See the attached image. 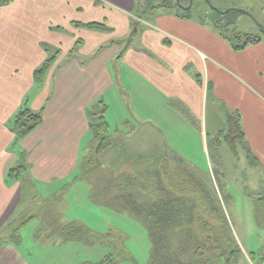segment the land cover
Listing matches in <instances>:
<instances>
[{
	"label": "crops",
	"instance_id": "crops-1",
	"mask_svg": "<svg viewBox=\"0 0 264 264\" xmlns=\"http://www.w3.org/2000/svg\"><path fill=\"white\" fill-rule=\"evenodd\" d=\"M136 1L0 0V264L85 263L76 249L84 244L64 237L75 218L62 209L61 219L33 214L17 221L23 183L47 200L58 187L80 183V161L93 139L89 112L98 100L106 106L111 149L97 156H151L171 142L182 154L191 139L217 141L224 116L237 112L257 163L250 167L264 168V40L235 52L212 22L182 18L161 4L139 12ZM89 24L101 28H84ZM50 58L39 82L33 74ZM22 108L42 119L14 144L9 121ZM134 124L152 140L147 146ZM21 153L26 173L10 180ZM30 222L35 227L26 231Z\"/></svg>",
	"mask_w": 264,
	"mask_h": 264
},
{
	"label": "rangeland",
	"instance_id": "rangeland-1",
	"mask_svg": "<svg viewBox=\"0 0 264 264\" xmlns=\"http://www.w3.org/2000/svg\"><path fill=\"white\" fill-rule=\"evenodd\" d=\"M161 1L137 0V9L139 12H144L150 6L158 7ZM168 1H166L168 4L175 6L171 10L179 15L182 16L185 13L187 15L189 11L188 15L202 23L211 25L210 22H212L216 30L229 33L234 29L241 34H260V30L264 29V0H178V3L177 0ZM215 21L219 23L218 26L215 25ZM53 63L49 64L46 74ZM134 126L137 128V137L142 136L140 143L145 144L143 142L145 140L147 146L152 142L150 138H146V130L142 129L141 134L140 126L137 124ZM222 130L225 133L226 128ZM164 132L167 134L166 129ZM172 135L168 133V136ZM183 135L182 140L188 138L186 131ZM202 142L201 145H197L196 140L191 139L190 145L185 147L182 154H179L176 147L172 146L173 142L158 149L160 155L168 156L166 159L169 161L164 164V169L175 168V166L178 168V165L171 161L182 160L179 170L183 179L190 174V182L198 184L194 198H197L198 202L200 198V202L197 203V209H192L193 214L201 215L196 225L207 222L202 219L205 214L200 207L203 208V206L208 207L211 213L214 212L212 215L208 214V217L212 218L210 224L216 219L214 215L217 214L219 218L215 220L219 226L215 225L220 227L223 252H210L212 246L208 243L202 248V241H207L209 238L206 234H197L196 243L192 244L194 249H191L188 258L181 264H264V221L258 220L256 214L257 199L264 197V168L260 165L258 168L250 167L253 165L246 160L245 144H237L234 149H231L224 142L212 140L211 135L208 141ZM100 143L92 139L90 148L80 161L83 173L87 169L86 166H91V169L96 168L97 171L82 177L78 180L80 183L73 185L69 190V187L67 189L58 187L57 193L54 192L47 200L37 192L31 195L30 188H26L23 183L24 211L20 214L17 223L27 221L33 214L40 218L56 220L62 209V212L67 213V218L70 220L75 218L66 226L70 227L71 232L68 231V233L88 243L81 241L86 248L76 245L79 251L78 256L84 262L96 264L110 255L114 264H149L151 244L141 219L134 216L127 204H117L110 199L112 188L108 187L107 182L110 174L102 178L104 182L102 187L95 184L96 175L99 176L100 173L103 175L117 164L107 168L112 163L111 157L114 154L118 157L121 155L115 162L124 159L125 156L118 154L117 151L113 152L114 154L107 152L103 156H96V148ZM219 143L222 145L218 146ZM133 147L142 151L140 145ZM183 154L185 156H182ZM102 160L104 161L101 165ZM187 185L185 184V187ZM106 187H108L105 191L106 196L101 197ZM30 196H33V199ZM150 196L149 194L144 196L147 197L146 201L154 200V197ZM139 200L142 201V199ZM44 202L47 204L45 209L40 211L41 214L35 213L37 206ZM64 203L70 206V209L64 210ZM34 227L35 222H30L25 229L28 231ZM10 229L8 235L14 234V229ZM199 232L204 234L201 230ZM209 233L207 235L212 237V233ZM198 248L201 249V254H194L193 250Z\"/></svg>",
	"mask_w": 264,
	"mask_h": 264
},
{
	"label": "trees",
	"instance_id": "trees-1",
	"mask_svg": "<svg viewBox=\"0 0 264 264\" xmlns=\"http://www.w3.org/2000/svg\"><path fill=\"white\" fill-rule=\"evenodd\" d=\"M166 1L168 0H162L160 6L169 10L173 7L175 8V6L168 4ZM176 7H178V5ZM157 8H159V6L148 7L151 11H154ZM188 13L189 11H187V15L185 13V15L179 16L182 18H188ZM215 23L216 26L219 25L217 21H215ZM84 28L100 29L101 26L89 24L84 26ZM218 31L224 36L235 52L242 51L248 46L258 44L264 40V29L260 30V34H241L235 32L234 29L229 33L226 31L223 32V30ZM52 62L53 58L46 60L44 64L34 72L33 76L39 82L45 77L48 66ZM105 110L106 106L101 100H98L94 103L92 110L89 112V129L93 134L94 142H101L96 148V156L102 150L111 149L110 143L108 141V143L106 142L108 125L104 119ZM225 117L226 131L225 133L221 131L216 140L218 142H225L231 149H234L237 144H245L239 114L234 112L225 115ZM40 123L41 112H33L28 108L20 109L9 121L10 131L14 134V144L18 143L23 137L35 130ZM244 147H246L249 161L251 164L256 165L257 163L254 158L249 155L247 145H244ZM120 156L121 155H119V157ZM123 158L124 159H119L117 162L114 161L113 163H110L107 168L116 163L117 164L109 168V170L103 175L102 173H100L99 176L96 175L97 179L95 184L97 183L102 187L104 185L102 178H106L108 177V174H110L107 181L108 187L112 188L110 199L117 204H127L134 216L141 219L148 232L151 244L149 264L184 263V259L188 258V253H190L191 249H194L192 244L196 243L197 234H206L209 238V240H207L208 242L206 240L202 241V248L205 247L204 244L208 243V245L212 246L210 252H223L224 245L220 238V227H217L219 224L215 221L219 219L216 212V215H214L216 218L214 220L215 222L212 221L213 223L210 224V219L212 220V218H209L208 214L210 213L212 215L214 212L211 213L208 207H200V210H203L204 212H202L205 214L202 219L207 222H204L205 224L203 225H196V222L201 215L193 214L192 209H197V203L200 202V198L199 202L197 198H194L198 190V184L190 182V174L183 179V175L179 170L180 165L183 162L182 160L175 159L171 161V163H176L178 168L175 166V168L169 167L170 169H164V164L166 161H169L166 159L168 156L160 155L159 152L151 156L134 155L132 157L124 156ZM86 168L85 173H83L84 170H82V165L80 167L83 177H87V175L97 171L96 168L91 169V166H86ZM26 170L27 164L25 162V157L24 154L21 153L18 163L8 171L6 176L10 180H17L26 173ZM185 184L188 185L185 187ZM108 187L103 189L100 195L101 197L106 196L105 191ZM140 193H142L141 196ZM146 194L151 195L150 197H154V200L149 202L146 201L147 197H144ZM139 199H142V201ZM207 200L210 202L209 198ZM257 206V218L258 220L264 221V197L257 199ZM200 230L202 231L201 233L204 234H200ZM68 231H70V227L64 229V237L70 240L84 242L76 235L69 234ZM209 232L212 233V237L207 235ZM183 239H185V241H183ZM84 243L88 244L87 242ZM193 253L197 255L199 253L201 254V249H195L193 250ZM83 264L93 263L85 262ZM96 264H114V261L112 256L109 255Z\"/></svg>",
	"mask_w": 264,
	"mask_h": 264
},
{
	"label": "water",
	"instance_id": "water-1",
	"mask_svg": "<svg viewBox=\"0 0 264 264\" xmlns=\"http://www.w3.org/2000/svg\"><path fill=\"white\" fill-rule=\"evenodd\" d=\"M178 1V0H177Z\"/></svg>",
	"mask_w": 264,
	"mask_h": 264
}]
</instances>
